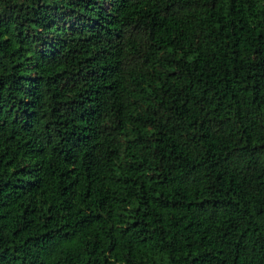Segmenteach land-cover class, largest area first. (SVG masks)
<instances>
[{"label": "trees", "instance_id": "trees-1", "mask_svg": "<svg viewBox=\"0 0 264 264\" xmlns=\"http://www.w3.org/2000/svg\"><path fill=\"white\" fill-rule=\"evenodd\" d=\"M0 264H264V0H0Z\"/></svg>", "mask_w": 264, "mask_h": 264}]
</instances>
